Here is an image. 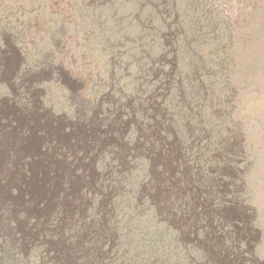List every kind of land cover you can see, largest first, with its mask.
<instances>
[{
    "label": "rangeland",
    "instance_id": "374dc122",
    "mask_svg": "<svg viewBox=\"0 0 264 264\" xmlns=\"http://www.w3.org/2000/svg\"><path fill=\"white\" fill-rule=\"evenodd\" d=\"M0 264H264V0H0Z\"/></svg>",
    "mask_w": 264,
    "mask_h": 264
}]
</instances>
